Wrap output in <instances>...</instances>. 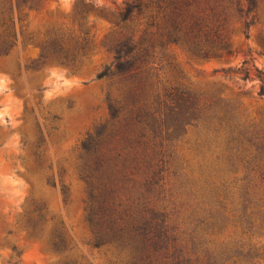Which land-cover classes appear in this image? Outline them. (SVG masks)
I'll return each mask as SVG.
<instances>
[{
    "label": "trees",
    "instance_id": "1",
    "mask_svg": "<svg viewBox=\"0 0 264 264\" xmlns=\"http://www.w3.org/2000/svg\"><path fill=\"white\" fill-rule=\"evenodd\" d=\"M43 4V0H0V60L7 62L16 47V27L22 36L24 18ZM88 14L108 18L92 8H79L78 18L70 26L51 25L36 39L29 38L40 48V56L34 64L24 66V72H37L47 65L79 68L92 53ZM262 17L264 0H135L118 12L116 26H125L101 45L112 55V62L97 75L98 80L111 81L105 96L107 114L82 141L75 163L86 190L85 219L94 247L109 253L110 264H204L193 249L182 247L181 241L172 240L176 248L169 244L168 216L162 215L163 220L158 214L163 204L158 191L170 178L165 157L189 132L195 135L191 147L199 158L197 166L190 171L188 166L181 168V175H189L174 174L178 189L186 188L197 201L196 206L188 205L191 211L185 222L194 221L200 209L217 205L229 214L242 236L249 238L252 230L264 223V121L246 120L237 107L201 106L191 96L184 98L188 106L178 107L179 94L174 92L155 101L152 82L148 90L145 87V78L152 79L153 61L170 47L202 59H222L233 54L227 34L230 22L235 18L245 25L250 20V26ZM246 54H250L249 48ZM258 54L264 55V49ZM9 65L20 78L19 64L9 61ZM252 68L264 81V74ZM14 89L21 96L20 89ZM33 90L40 92L37 85ZM36 105L39 107V102ZM27 114L34 119L35 139L29 148L31 159L23 158L21 164L26 176L43 174V185L54 189L52 164L43 159L47 148L43 129L50 139L60 117H42V129L34 109ZM25 146L23 141L21 147ZM200 224L192 227L196 239L202 235ZM19 232L25 241L44 242L52 252L71 250L62 223L49 215L43 204L20 223ZM16 233L0 218V249L7 247L11 252L6 264L20 263L22 251L9 240ZM124 257L129 258L125 263ZM217 260L220 263L214 264L249 263L240 255ZM61 264L80 263L66 256Z\"/></svg>",
    "mask_w": 264,
    "mask_h": 264
},
{
    "label": "rangeland",
    "instance_id": "2",
    "mask_svg": "<svg viewBox=\"0 0 264 264\" xmlns=\"http://www.w3.org/2000/svg\"><path fill=\"white\" fill-rule=\"evenodd\" d=\"M43 1L38 12H31L24 18L22 36L16 27V47L10 59L7 62L0 60V218L7 228L17 232L9 240L22 251L19 264H61L66 256L80 264H110L109 253L102 247H94L95 241L85 219L86 190L75 163L81 155L82 141L107 114L105 96L111 81L98 80L97 75L111 64L112 55L101 45L125 26H116L117 14L135 0ZM79 8H92L108 17L94 18L88 14L87 37L92 45L90 57L77 69L47 65L26 74L24 66L34 64L40 56V48L35 43L31 44L29 38L36 39L51 25L70 26L78 18ZM249 23L250 20L244 25L234 18L228 25L231 56L202 59L176 46L159 54L150 71L152 79L145 78L146 90L152 82L155 101L156 97L164 100V95L174 92L179 94V99H176L178 107L188 106L184 98L191 96L201 106L225 110L237 107L246 120L264 121V81L257 78L252 68L254 66L264 74V55L258 54L264 49V17L259 23L248 26ZM248 48L249 55L246 54ZM9 61L19 64L20 78ZM244 61L247 63L243 65ZM32 77L35 81L30 82ZM34 85L40 88L39 93L33 90ZM12 88H19L21 96ZM31 108L42 129V117H48V114L60 117V121L54 124L57 129L50 139L43 129L47 139L43 159L52 164L54 189L43 185V174L34 178L26 176L21 164L23 158L31 159L29 148L35 139L34 119L27 114ZM194 138L195 135L189 132L165 157L170 178L168 182L161 183L158 191L163 203L158 214L168 216L169 244L175 247L174 238L181 241V246L193 249L204 264L220 263L217 259L224 255H240L246 257L248 264H264V223L255 227L248 238L240 234L228 213L222 212L217 205H210L200 209L196 218L201 223L199 232L202 235L196 239L191 234L192 227L199 222L195 219L187 224L185 220L187 212L191 211L188 205L196 206L197 201L193 200V193L190 195L185 191L186 188L178 189L174 174L181 175L182 167L188 166L189 171L196 168L199 158L195 157L197 152L191 147ZM23 141L26 142L25 147H21ZM58 171H61L60 177ZM184 175L189 173L181 176ZM256 198L260 200V196ZM42 204L49 215L62 223L70 251L63 254L52 252L44 242L25 241L24 234L19 232L20 223H24L27 215ZM16 222L18 224L15 225ZM173 253L170 252L171 255ZM10 256L7 247L0 249V264H6ZM123 259L124 263L129 260L128 257Z\"/></svg>",
    "mask_w": 264,
    "mask_h": 264
}]
</instances>
